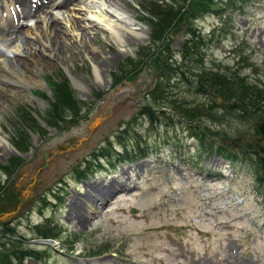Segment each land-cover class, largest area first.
I'll return each instance as SVG.
<instances>
[{
	"label": "rangeland",
	"instance_id": "rangeland-1",
	"mask_svg": "<svg viewBox=\"0 0 264 264\" xmlns=\"http://www.w3.org/2000/svg\"><path fill=\"white\" fill-rule=\"evenodd\" d=\"M174 2L123 0L133 15L136 33L126 39L125 47H119L109 32L93 28L86 39V52L78 37L64 34L66 42L77 44L63 56H57L59 42L47 39L45 26L63 29L67 22L68 31L73 30L71 24L82 26L72 6L52 10L55 16L44 13L22 22V41L31 46L38 43L35 49L44 53L40 75L48 87L46 91L30 88L32 96H3L0 102V136L7 139L5 144L0 142V217L8 215L7 228L16 233L8 235L0 227V236L11 241L8 248L20 238L22 250L32 246L45 251L47 264H80V260L91 259L101 263L110 259L115 264H264V189L253 172L260 168L228 162L211 148L213 142L239 151L233 146L237 143L234 137L239 143L260 140L261 146L264 138L255 137L250 125L219 99L217 114L224 119L198 122L203 132L195 130L197 136L176 119L150 125L139 112L154 98L151 90L157 74L152 62L133 71L130 81L114 84L111 78L121 61L134 58L136 51L150 43L152 31L145 19V5L158 3L169 8ZM2 4L0 0L3 26L15 8L8 2ZM192 22L209 40L203 50L206 68L238 64L241 74L248 81L256 79L254 86L264 92V0L253 1L241 14H201ZM185 28L187 25L167 33L165 52L179 60ZM30 31L46 43L31 42L26 36ZM8 34L0 35L4 36L0 37L4 53L12 50L14 35ZM253 69H260L257 76L251 74ZM62 79L80 108H67L71 103L64 102L52 107L57 103L53 86ZM177 83L174 92L179 91L190 105L207 103L208 96L195 94L190 84ZM96 116L104 121L86 136ZM120 152L130 153L133 161L123 163L117 155ZM105 154L107 160H93ZM51 157L60 159L52 166ZM108 188L113 194L107 201L96 199ZM23 194L24 200L19 202ZM90 203L92 215H86ZM47 221L57 234L52 249L30 245L33 227Z\"/></svg>",
	"mask_w": 264,
	"mask_h": 264
},
{
	"label": "trees",
	"instance_id": "trees-1",
	"mask_svg": "<svg viewBox=\"0 0 264 264\" xmlns=\"http://www.w3.org/2000/svg\"><path fill=\"white\" fill-rule=\"evenodd\" d=\"M253 1L255 0H175L174 5L177 4L178 8L173 4L169 8L162 7L158 3L146 4L144 12L148 16L145 19L152 31L150 43L136 51L134 58H127L119 63L117 70L111 73L114 84H118L123 79L130 81V75L134 74L133 71L141 70L152 62L151 65L154 66L157 74V82L151 90V96L154 98L139 112V115L148 118L150 125L161 121L172 122L176 119L185 122L193 135L197 136L195 130L203 132L198 122L203 123L209 118L218 123L224 119L217 114L216 100L219 99L226 105L228 111L235 112L243 123L250 125L255 137L264 138V92L258 91V87L254 86L257 84L256 79L248 81L249 77L241 74L240 68H237L238 64L234 68L219 65L206 68L203 50L209 40L206 41V36L200 34L199 29L194 26L193 22L191 23L192 19L201 14L213 13L220 16L227 13L241 14L244 8ZM186 25V40L181 50L182 58L179 60L165 52L168 41L167 33L177 32L181 26ZM258 71L260 69H253L251 74L254 73L257 76ZM177 82L190 84L195 94L208 96V99L205 98L207 103H203L201 107L190 105L185 98L180 96L179 91L174 92L178 85ZM52 91L57 100V103L52 105L54 109L61 106L59 102L71 103L67 108H80L79 103L74 101L77 99L74 98L66 84H54ZM161 108L165 110L162 111ZM234 138L237 143H233V146L239 151L217 146L211 142L213 152L236 163L241 162L242 159V162L248 160L251 165L252 162L258 165L260 170H257L255 176L259 187L264 188V145L259 144L260 140H257V143L253 140L239 143L238 138ZM239 154L243 156L239 157ZM124 156L131 161L127 155ZM1 227L7 229L8 235H16L12 228H7V224H2ZM33 230L37 238L55 236L49 223L36 225ZM7 240L4 236H0V248L3 250L2 255L0 254V264H22L25 257L39 258L40 255L34 249L22 250L18 246L20 239L11 245L14 247L12 249L8 248L11 241L7 242Z\"/></svg>",
	"mask_w": 264,
	"mask_h": 264
},
{
	"label": "bare ground",
	"instance_id": "bare-ground-1",
	"mask_svg": "<svg viewBox=\"0 0 264 264\" xmlns=\"http://www.w3.org/2000/svg\"><path fill=\"white\" fill-rule=\"evenodd\" d=\"M2 1L5 4L8 2L9 5H13L15 8V12L12 14L10 19H8L9 21H6L5 25L3 26L0 25V35L2 34L6 35L8 33H9L8 36L14 35V37L12 36L11 38L12 51H9V53L12 54V57H8L2 52H0V102L3 96H6L7 98L10 99L19 96V94L21 93L23 94L26 93L28 96H32L30 93L31 91L30 88L45 87V83L43 81L44 79L43 80L41 79V76L43 74L40 75L43 67V63L41 59H43L42 56L44 53L42 54L38 49H35L36 46H38V43L36 44L33 43L31 46L29 41H28L29 44H26L25 42L22 41L24 39L23 37H25L24 36L25 32L22 35V32L20 31L21 26L23 25L22 24L23 21H31L34 17H39L40 14L42 15L44 13H48L52 16H55L53 15L52 10L54 11L56 8L58 10H60V8L67 9L68 6L73 7L71 8V11H73L74 16H78L80 18V20L82 21L81 22L82 26L76 25L75 27L74 24H71L73 28L72 31H68L67 22L63 23V29H58L54 25H50L48 28L47 26H45L47 31H49L47 39L51 37V41L56 39L59 42L58 50L60 51H57L58 53L57 56H63L64 53L68 54L67 52L68 51L71 52V50L77 44L75 41L66 42V39L63 36L64 34L70 35L71 39L78 37L79 41L83 42L84 48L82 47L83 49L81 50H83L84 52L87 51L85 49L87 48V44H88V41L86 40L89 38L88 33L92 34V32L94 31L93 28L97 30H103L105 32H109L110 35L115 39L116 44L119 47L125 45L126 39H128L130 35L132 34L136 35V33L133 30V27L135 25L133 15L132 13L128 12V10L125 8L123 0H62L61 3H57V4L56 3L54 4L53 0H2ZM1 10L2 9H0V11ZM31 26L32 25H30V27ZM78 30H81L80 34L79 33L74 34V32H77ZM26 36L30 37L29 40H31V42L34 39L36 41L39 40L44 44L46 43L44 39L42 38L38 39L40 35L38 36L36 35V33H33L31 31L27 32ZM0 37H4V36H0ZM90 52L95 53L93 49H90ZM20 55L23 57H20ZM95 72H97V70H95ZM95 74L96 73H94V75ZM97 78H99L98 75ZM117 110L118 108L116 109V112ZM103 121L104 118H102L101 116L94 117L87 127L88 132H86L87 133L86 136H90L94 128L97 127L99 124H101ZM0 142L1 143L3 142L5 144L7 143V139L5 137L0 136ZM59 159L60 158L53 157L51 159L52 166L57 164ZM112 194H113L112 188H108V190H106V193L100 194V196L96 197V199L101 197L103 198L104 201H107ZM91 205L93 204L91 203L87 204V206L85 207V209L87 210V211L85 210V213L87 215H89L93 211L92 209L93 207ZM79 224L81 225L83 223H79ZM81 263L86 264L83 261H81ZM92 264H115V263L110 261V259L108 260L104 259L102 263L92 262Z\"/></svg>",
	"mask_w": 264,
	"mask_h": 264
},
{
	"label": "water",
	"instance_id": "water-1",
	"mask_svg": "<svg viewBox=\"0 0 264 264\" xmlns=\"http://www.w3.org/2000/svg\"><path fill=\"white\" fill-rule=\"evenodd\" d=\"M45 90H46V89H45ZM46 158H47V156H46ZM45 166H46V165H45ZM23 200H24V197H21V198L19 199L20 202H22ZM7 216H8V215H3V217H2L1 219L6 218ZM34 243L51 245V244H52V241H50V240H37V241H35Z\"/></svg>",
	"mask_w": 264,
	"mask_h": 264
}]
</instances>
